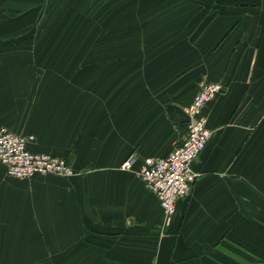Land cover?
I'll return each instance as SVG.
<instances>
[{
    "label": "crops",
    "instance_id": "crops-1",
    "mask_svg": "<svg viewBox=\"0 0 264 264\" xmlns=\"http://www.w3.org/2000/svg\"><path fill=\"white\" fill-rule=\"evenodd\" d=\"M47 10L94 13L102 54H30L29 28L62 25ZM207 82L212 137L166 224L138 170ZM2 126L76 174L0 163V264H264V0H0Z\"/></svg>",
    "mask_w": 264,
    "mask_h": 264
},
{
    "label": "built area",
    "instance_id": "built-area-1",
    "mask_svg": "<svg viewBox=\"0 0 264 264\" xmlns=\"http://www.w3.org/2000/svg\"><path fill=\"white\" fill-rule=\"evenodd\" d=\"M222 90V84L207 82L195 95L190 106L184 109L188 116L187 133L168 155L144 158L138 174L157 196L169 224L176 214L179 200L188 197L200 173L194 162L207 148L212 131L207 125L206 106ZM34 136H23L6 126L0 127V163L9 176L31 179L38 175L55 174L71 177L75 169L64 158L46 153H33L28 148ZM137 157L130 155L122 169L131 170Z\"/></svg>",
    "mask_w": 264,
    "mask_h": 264
},
{
    "label": "rangeland",
    "instance_id": "rangeland-1",
    "mask_svg": "<svg viewBox=\"0 0 264 264\" xmlns=\"http://www.w3.org/2000/svg\"><path fill=\"white\" fill-rule=\"evenodd\" d=\"M45 13L47 23L60 22L62 25L29 28L30 42H26L27 37H24L23 46L24 49L29 48L30 54H102V28L91 25L94 13L68 10H47ZM52 14L61 18L48 21ZM38 30L40 38L42 30H45V42L33 41V38H37Z\"/></svg>",
    "mask_w": 264,
    "mask_h": 264
}]
</instances>
